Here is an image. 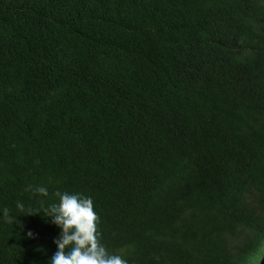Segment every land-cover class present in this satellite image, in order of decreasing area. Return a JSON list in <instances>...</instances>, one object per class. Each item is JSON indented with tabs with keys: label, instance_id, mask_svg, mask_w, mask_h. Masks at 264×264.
Listing matches in <instances>:
<instances>
[{
	"label": "trees",
	"instance_id": "obj_1",
	"mask_svg": "<svg viewBox=\"0 0 264 264\" xmlns=\"http://www.w3.org/2000/svg\"><path fill=\"white\" fill-rule=\"evenodd\" d=\"M58 191L127 264H264V0H0V264Z\"/></svg>",
	"mask_w": 264,
	"mask_h": 264
},
{
	"label": "clouds",
	"instance_id": "obj_2",
	"mask_svg": "<svg viewBox=\"0 0 264 264\" xmlns=\"http://www.w3.org/2000/svg\"><path fill=\"white\" fill-rule=\"evenodd\" d=\"M36 191L41 196H47L48 190L39 187ZM59 204L53 203L44 209L47 218L60 230V236L54 243L57 251L49 264H127L121 256L110 254L100 243L97 233L98 216L94 211L90 197L80 194L56 192ZM17 207L23 209V204L17 202ZM3 217L12 223L8 209H4ZM32 237L31 232L28 233Z\"/></svg>",
	"mask_w": 264,
	"mask_h": 264
}]
</instances>
